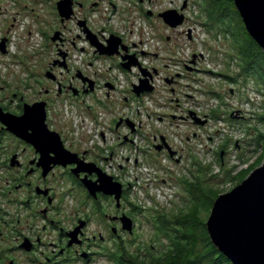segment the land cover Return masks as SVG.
<instances>
[{
	"label": "rangeland",
	"instance_id": "374dc122",
	"mask_svg": "<svg viewBox=\"0 0 264 264\" xmlns=\"http://www.w3.org/2000/svg\"><path fill=\"white\" fill-rule=\"evenodd\" d=\"M186 2L187 8L181 12ZM206 3V0H145L143 3L120 0L114 12L104 7L102 13L98 11L101 20L95 16L97 27L105 29L103 33L114 32L126 38L131 54L140 56L142 50L152 53L151 62L147 55L141 58L153 64L148 71L158 72L153 83L159 91L150 98L149 95L138 98L133 93V85H138L142 78L139 69L123 74L116 57H101L97 62L85 39L78 42L74 53L76 66L92 63L89 71L99 73L103 81L109 75L115 76L120 85L113 95L117 98V115L128 114L132 109L135 114L131 118L141 124V129L133 135L136 143L116 149V158L132 159L129 200L131 206L142 208L134 215V234H127L123 240L132 252L146 247L155 251L163 248L156 240L154 212L172 214L191 207V195L183 182H194L201 166L208 168L206 184L226 194L242 183L239 184L240 172H250L249 176L264 164V148L257 142L259 134H264V122L260 120L264 114V90L253 79L246 83L244 76H238L242 73L238 61L232 59L235 51L231 42L205 26L209 22L205 16ZM0 6V42L2 38L9 39L10 48L7 56L0 52V101L15 93L30 97L31 73L38 76L53 58L55 47L50 45L48 36H53L58 22L48 4L37 8L40 19L31 14L32 0H0ZM169 10L184 13L185 24L177 29L169 28L159 18L160 13ZM149 12L154 15L149 16ZM194 55L203 57L191 65ZM189 66L195 70L190 71ZM108 67H113L111 72H107ZM227 76L237 82L226 79ZM167 80H173V85ZM123 97L129 101L125 103ZM191 112L208 121L207 124L196 125L190 118ZM162 137L176 152L175 158L168 151L155 149L156 143L162 144ZM136 160L139 166L135 165ZM195 162L201 166L194 165ZM213 205L208 202L202 210L206 225ZM92 264L114 263L100 257Z\"/></svg>",
	"mask_w": 264,
	"mask_h": 264
},
{
	"label": "flooded vegetation",
	"instance_id": "af4514ba",
	"mask_svg": "<svg viewBox=\"0 0 264 264\" xmlns=\"http://www.w3.org/2000/svg\"><path fill=\"white\" fill-rule=\"evenodd\" d=\"M60 1L64 0H32L31 14L40 19L37 8L48 4L58 22L53 36H48L55 47L53 58L38 76L31 73L32 96L15 93L0 101V109L17 118L25 114L26 105L43 103L46 116L44 124L37 115L31 124H23L24 136L9 131L0 120V264H92L97 258H108L117 242L134 234L123 231L120 220L124 215L134 220L128 163L114 159L116 149L130 144L138 127L132 133L129 119L117 116L116 82L108 77L103 81L99 73L76 66L73 60L81 39L90 45L96 60L102 57L95 54L80 22L104 46L112 35L119 37L131 54L125 38L114 32L106 37L105 29L97 27L95 16L104 7L117 9L120 0H66L73 14L65 21L58 12ZM57 32L60 38L53 42ZM120 51L121 56L115 57L123 72L126 53ZM84 78L95 82L93 91ZM97 132L102 148L94 138ZM65 152L76 155L72 163ZM100 174L123 185L119 206L115 197L102 192L94 196L88 190L86 181L96 183Z\"/></svg>",
	"mask_w": 264,
	"mask_h": 264
},
{
	"label": "water",
	"instance_id": "95a60500",
	"mask_svg": "<svg viewBox=\"0 0 264 264\" xmlns=\"http://www.w3.org/2000/svg\"><path fill=\"white\" fill-rule=\"evenodd\" d=\"M235 6L245 24L249 35L264 51V0H233ZM187 8V2L184 4L182 11ZM1 10V8H0ZM58 12L63 19L69 20L73 14V9L70 3L66 0L58 3ZM177 10H169L159 14V18L171 29H177L183 26L186 22V16ZM153 16L152 12L148 13ZM79 26L83 28V33L86 39L95 48V54L102 57L121 56L122 49L126 55L122 56V67L125 71L131 72L133 67H137L142 75L138 85H133V93L138 97L145 94H151L155 91L152 85L153 76L158 72L153 73L142 67L139 58L136 54H129V48L122 44V40L115 35H112L108 41V45H102L98 37L87 27L85 22H80ZM60 32H57L53 37V42L58 41ZM8 39H2L0 42V52L3 55L8 54L7 50ZM145 56V53H142ZM64 57V56H63ZM193 56L191 65H196L199 58ZM189 70H195L189 66ZM84 82H89V88L93 91L95 82L84 78ZM173 80H167V83L172 86ZM109 90L113 87L107 84ZM88 92V91H87ZM44 104H36L34 106L26 105L25 114L21 118L14 117L10 114H5L0 109V120L5 123L9 131L24 136L26 130L25 123H32L33 115H37V120L45 123ZM36 113V114H34ZM233 116V115H232ZM190 118L196 125L205 126L208 121H202L194 112L190 113ZM126 123L132 129V133L136 131V125L131 120ZM45 126V125H44ZM162 144L156 147L158 152L166 149L171 158H175L174 152L164 137L161 138ZM128 142V139L125 140ZM67 160L73 162L76 155H71L65 152ZM224 152L221 153L223 158ZM92 166V165H89ZM94 166V165H93ZM86 186L90 193L97 196L98 192H102L108 196L116 198L118 206L121 203L123 194V185L115 182L113 178L105 175H99L96 183L86 181ZM123 224V231L133 234L135 222L131 217L124 215L120 218ZM207 231L212 244L217 250L222 253L232 264H264V164L255 169L242 183L226 194H222L214 202L210 218L207 222ZM75 232L73 236H77ZM74 242H70V246Z\"/></svg>",
	"mask_w": 264,
	"mask_h": 264
},
{
	"label": "trees",
	"instance_id": "16d2710c",
	"mask_svg": "<svg viewBox=\"0 0 264 264\" xmlns=\"http://www.w3.org/2000/svg\"><path fill=\"white\" fill-rule=\"evenodd\" d=\"M209 19L205 26L217 31L224 39L231 42L235 55L233 60L238 61V67L247 80L253 79L264 90V51L249 35L245 24L233 0H206ZM217 35V36H218ZM123 73L127 74L121 67ZM232 82L237 79L229 78ZM215 112L214 115H216ZM264 122V114L260 116ZM258 145L264 148V134H259ZM201 166L195 162L194 165ZM200 173V174H199ZM250 172H240L239 184L244 181ZM208 168L198 170L195 181L185 184L191 195V207L169 214L165 211L154 212L152 223L156 229V240L162 244L161 249L146 247L137 252L130 251L123 241L117 242L115 250L108 255L114 264H232L212 244L207 231V225L202 217L204 206L211 204L222 194L206 184ZM142 208L133 206L132 216ZM153 211V210H152ZM166 241V243L164 242ZM132 245V243H131Z\"/></svg>",
	"mask_w": 264,
	"mask_h": 264
},
{
	"label": "built area",
	"instance_id": "2783aa9c",
	"mask_svg": "<svg viewBox=\"0 0 264 264\" xmlns=\"http://www.w3.org/2000/svg\"><path fill=\"white\" fill-rule=\"evenodd\" d=\"M120 1H118V3H119ZM1 7V6H0ZM2 11V7H1V10H0V12ZM112 12H114V9H112ZM118 34V33H117ZM120 36H122L123 38H125L123 35H121V34H119ZM105 36L106 37H109V35L107 34V33H105ZM3 39V38H2ZM2 39H1V41H2ZM126 39V38H125ZM127 41V40H126ZM128 42V41H127ZM128 44L130 45V43L128 42ZM7 50H8V54L7 55H9L10 54V48H9V39H8V42H7ZM143 52H141V53H145V55H147L148 56V59H149V62H151V60H150V57L149 56H151L152 55V53H150L149 51H144V50H142ZM137 52V50L135 49V53ZM141 53H140V56H139V54H137L138 56L137 57H139V61H140V63H141V65H142V67H144V68H147L148 70H152V68H153V64L152 63H149L148 61H144V60H141V58L142 59H144L146 56H143V55H141ZM6 55V56H7ZM157 56V55H156ZM97 62H99V60H96ZM89 66H91V65H89ZM89 66H87V69H88V67ZM108 69H111L110 67H108ZM135 69H138L137 67H133V69H132V71H134ZM89 70V69H88ZM118 71V70H117ZM111 72V71H110ZM115 73V72H114ZM124 74V73H123ZM109 77H110V79H113L115 82H116V86H117V90H118V88H120V85H118V82H117V79L115 78V76H113V75H109ZM153 78H155V77H153ZM152 83V85L155 87V91L153 92V93H151V94H145V95H143V96H146V95H149V98H150V96H152V95H154L157 91H159V88H158V86L155 84V83H153V81L151 82ZM142 96V97H143ZM142 97H140V98H142ZM148 97V96H147ZM146 97V98H147ZM125 97H123L122 99H124ZM146 98L144 99V101H146ZM147 101L149 102L150 100L147 98ZM126 103V102H125ZM128 114H130L131 116H128ZM128 114H125V113H122V115H120V116H118V117H125V118H128L129 120H131L132 122H134L135 123V125H136V128L138 127V131H139V129H141L140 127V125L141 124H139L136 120H133L131 117H133L134 116V114H135V112L131 109V112L130 111H128ZM95 139H96V141L98 142V143H100L101 144V140H100V138H99V132H97V135L94 137ZM154 140L155 141H157L158 142V140L159 139H157V137H155L154 138ZM135 144L136 143V140H134L133 139V136H132V141L130 142V144ZM102 145V144H101ZM103 146V145H102ZM119 148H121L120 150H122V149H124L123 147H119ZM117 157V155H116V153H115V159H114V161L116 162V163H128V168H129V176H130V179H131V177H132V172H131V169H132V167H133V162H132V159L131 158H127V159H118V158H116ZM135 165L136 166H139L140 165V162L138 161V160H136V162H135Z\"/></svg>",
	"mask_w": 264,
	"mask_h": 264
}]
</instances>
